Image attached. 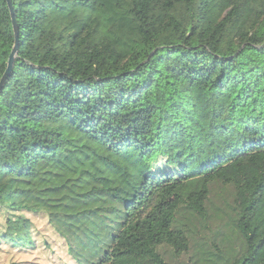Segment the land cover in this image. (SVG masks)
<instances>
[{
	"label": "trees",
	"instance_id": "trees-1",
	"mask_svg": "<svg viewBox=\"0 0 264 264\" xmlns=\"http://www.w3.org/2000/svg\"><path fill=\"white\" fill-rule=\"evenodd\" d=\"M10 1L0 242L33 249L29 214L74 264H264L257 197L220 177L264 153V122L235 117L264 0ZM13 46L0 0V79Z\"/></svg>",
	"mask_w": 264,
	"mask_h": 264
},
{
	"label": "rangeland",
	"instance_id": "rangeland-1",
	"mask_svg": "<svg viewBox=\"0 0 264 264\" xmlns=\"http://www.w3.org/2000/svg\"><path fill=\"white\" fill-rule=\"evenodd\" d=\"M249 55L243 60L244 67L249 72L247 85L250 88L255 85L256 91L246 107L235 111V117L240 121L255 123L256 127L260 128L264 122V54L251 51ZM157 162L158 167L163 165L160 159ZM220 177H232L237 185L242 186L237 196L239 205L244 206L252 197H257V211L251 214L248 220L255 230L256 237L264 238V184L258 190H253L254 180L264 177V153L255 154L253 160L248 163L237 160L230 162L223 167ZM27 217L36 231L35 247L19 250L0 242V264H74L67 255L63 241L53 233L47 221L38 215L28 214Z\"/></svg>",
	"mask_w": 264,
	"mask_h": 264
},
{
	"label": "water",
	"instance_id": "water-1",
	"mask_svg": "<svg viewBox=\"0 0 264 264\" xmlns=\"http://www.w3.org/2000/svg\"><path fill=\"white\" fill-rule=\"evenodd\" d=\"M6 2H7V5L9 8V11H10V15H11V19H12V26H13V30H14V46L11 50L10 55H9L6 70L0 79V92L4 88L7 79L12 74L13 62H14V58H15V55H16L17 49H18V28H17L16 22H15L13 7H12L10 0H6Z\"/></svg>",
	"mask_w": 264,
	"mask_h": 264
}]
</instances>
